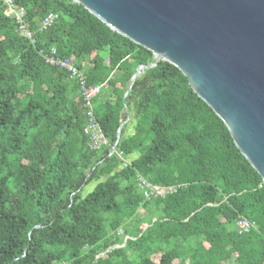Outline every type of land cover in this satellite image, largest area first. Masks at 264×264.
Returning a JSON list of instances; mask_svg holds the SVG:
<instances>
[{"label":"trees","instance_id":"1","mask_svg":"<svg viewBox=\"0 0 264 264\" xmlns=\"http://www.w3.org/2000/svg\"><path fill=\"white\" fill-rule=\"evenodd\" d=\"M16 2L37 44L0 1V264H264V179L187 76L161 61L126 97L152 51L73 0ZM49 13L58 19L40 31ZM52 47L103 85L96 115L112 145L123 124L127 167L109 148H88L80 85L45 62ZM138 174L183 186L146 201ZM240 216L256 228L240 233Z\"/></svg>","mask_w":264,"mask_h":264},{"label":"water","instance_id":"2","mask_svg":"<svg viewBox=\"0 0 264 264\" xmlns=\"http://www.w3.org/2000/svg\"><path fill=\"white\" fill-rule=\"evenodd\" d=\"M73 1L153 52L126 97L143 71L174 64L264 179V0Z\"/></svg>","mask_w":264,"mask_h":264},{"label":"built area","instance_id":"3","mask_svg":"<svg viewBox=\"0 0 264 264\" xmlns=\"http://www.w3.org/2000/svg\"><path fill=\"white\" fill-rule=\"evenodd\" d=\"M0 1L5 7V14L15 20L18 33L28 39L32 45H36V31L31 27L30 21L27 18L26 10L18 5L16 0ZM57 19V13L47 14L41 22L40 31L47 30ZM42 54L48 65L65 70L69 74V78L77 81L80 85V93L86 116L84 133L88 137V148L92 151H100L104 148H109V155L114 153L117 154L123 162L122 167L130 165V159L124 157V153L119 151L118 146L113 150L114 145L110 143L98 121L94 100L100 95L103 85H89L86 71L79 68L73 59L62 57L58 53L56 47H52L49 52H42ZM137 181L139 190L142 192L146 201L165 198L168 195L176 193L178 189L183 186L182 184L168 186L156 185L140 174L137 175ZM236 228L240 233H248L256 228V222L245 216H240L237 220ZM121 232H123L122 229L120 230V233Z\"/></svg>","mask_w":264,"mask_h":264},{"label":"rangeland","instance_id":"4","mask_svg":"<svg viewBox=\"0 0 264 264\" xmlns=\"http://www.w3.org/2000/svg\"><path fill=\"white\" fill-rule=\"evenodd\" d=\"M136 155H133L132 157H135ZM96 186V182H92L90 184H88L87 186H85L82 190V195L83 196H86L87 194H89L91 191H93V189L95 188ZM151 210V209H150ZM150 210L146 209V208H141L140 211H139V215L141 217H148V218H155L156 215H150L151 212ZM150 215V216H149ZM122 233V232H121ZM137 253L132 251V250H129L126 252V258H129V259H132ZM101 256H105V253H103ZM153 259L156 261V262H159L161 260V255H154L153 256ZM116 261L118 260H121V258H116L115 259Z\"/></svg>","mask_w":264,"mask_h":264}]
</instances>
